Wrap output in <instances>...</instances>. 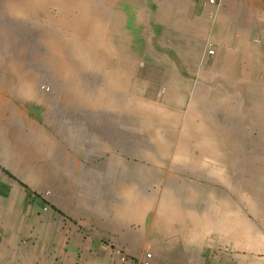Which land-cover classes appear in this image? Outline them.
Listing matches in <instances>:
<instances>
[{"label":"crops","instance_id":"obj_1","mask_svg":"<svg viewBox=\"0 0 264 264\" xmlns=\"http://www.w3.org/2000/svg\"><path fill=\"white\" fill-rule=\"evenodd\" d=\"M215 1L0 0V264H264L198 146L264 126V0Z\"/></svg>","mask_w":264,"mask_h":264},{"label":"rangeland","instance_id":"obj_2","mask_svg":"<svg viewBox=\"0 0 264 264\" xmlns=\"http://www.w3.org/2000/svg\"><path fill=\"white\" fill-rule=\"evenodd\" d=\"M161 90H163V88H161ZM177 129H182V131L186 130L187 132H190L192 130L201 131L202 127L183 128L179 126V128ZM216 129L218 130V128ZM213 130H215V128ZM212 134L215 135L214 139H220L219 134L211 132V135ZM141 135L145 136L149 134H147L146 131L144 132V130L142 129ZM152 138L153 137H148L149 140ZM168 145L169 147H172L171 144ZM198 146H205L204 148L209 147V150L213 152L212 154L208 155L209 158H207L209 164L216 165V167H218V174H213V178L221 175L225 171L227 173H232V170L230 171L228 166V162L230 161L229 159H231L232 157V155H229V153L235 151L239 153L253 152L254 156H258L259 158L257 159V161L259 162V166L262 164L261 169L257 168L258 172L263 171L264 174V126L262 128L257 126H236L232 128H226V137L224 141H213ZM219 153L220 155H218ZM222 157H225V159H223ZM255 167H258V165H256ZM243 170L244 171H242V174H234V176H237V178L235 179L236 190H234L236 197L240 200L241 205L246 207L250 206L251 209L256 213V209H258L259 213L261 214V211L264 210V182H260L259 175H257V171L255 172V168ZM245 172H247V174ZM250 172H252L253 174L250 175ZM262 177L264 178V175H262Z\"/></svg>","mask_w":264,"mask_h":264},{"label":"built area","instance_id":"obj_3","mask_svg":"<svg viewBox=\"0 0 264 264\" xmlns=\"http://www.w3.org/2000/svg\"><path fill=\"white\" fill-rule=\"evenodd\" d=\"M197 1H201V0H197ZM204 3L205 4H208L210 6H214V7L215 6L216 7L218 6V4L216 3L215 0H204ZM207 17L210 18V20H213V17H214L213 12L212 11L211 12H208L207 13ZM256 41L257 40H255V42ZM212 53H213V50L211 49V47L209 45H206L204 47V51L202 53V58L204 56H210V55H212ZM40 89L43 90V91H46V92L48 91V88L47 87H44V86H40ZM120 259L121 260H124V257H120ZM149 263H150V254L149 253H145L144 254V258L140 261V264H149Z\"/></svg>","mask_w":264,"mask_h":264}]
</instances>
